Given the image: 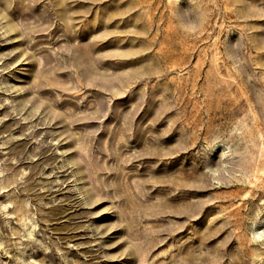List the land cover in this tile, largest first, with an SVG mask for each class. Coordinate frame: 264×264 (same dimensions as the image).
<instances>
[{
  "label": "rangeland",
  "instance_id": "1",
  "mask_svg": "<svg viewBox=\"0 0 264 264\" xmlns=\"http://www.w3.org/2000/svg\"><path fill=\"white\" fill-rule=\"evenodd\" d=\"M0 264H264V0H0Z\"/></svg>",
  "mask_w": 264,
  "mask_h": 264
},
{
  "label": "bare ground",
  "instance_id": "2",
  "mask_svg": "<svg viewBox=\"0 0 264 264\" xmlns=\"http://www.w3.org/2000/svg\"><path fill=\"white\" fill-rule=\"evenodd\" d=\"M193 243V242H192Z\"/></svg>",
  "mask_w": 264,
  "mask_h": 264
}]
</instances>
